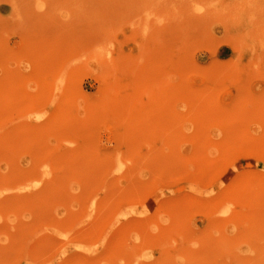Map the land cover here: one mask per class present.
I'll use <instances>...</instances> for the list:
<instances>
[{
    "label": "rangeland",
    "instance_id": "obj_1",
    "mask_svg": "<svg viewBox=\"0 0 264 264\" xmlns=\"http://www.w3.org/2000/svg\"><path fill=\"white\" fill-rule=\"evenodd\" d=\"M0 264H264V0H0Z\"/></svg>",
    "mask_w": 264,
    "mask_h": 264
}]
</instances>
